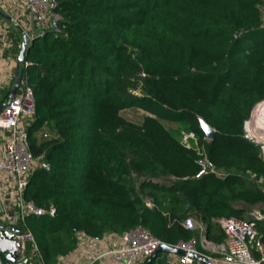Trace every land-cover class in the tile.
Segmentation results:
<instances>
[{"label": "trees", "instance_id": "16d2710c", "mask_svg": "<svg viewBox=\"0 0 264 264\" xmlns=\"http://www.w3.org/2000/svg\"><path fill=\"white\" fill-rule=\"evenodd\" d=\"M58 2L62 31L25 55L36 97L30 147L51 166L25 198L57 209L26 220L45 264L71 254L81 232L99 239L143 227L176 245L199 237L181 225L188 217L208 230L213 219H249L264 204V161L243 129L264 100V0ZM131 107L149 114L141 124L121 115ZM200 119L215 130L210 142ZM162 121L194 132L198 145L187 149L183 130ZM203 157L226 175L198 178ZM258 229L264 243V220ZM26 256L31 263L32 244Z\"/></svg>", "mask_w": 264, "mask_h": 264}, {"label": "built area", "instance_id": "2783aa9c", "mask_svg": "<svg viewBox=\"0 0 264 264\" xmlns=\"http://www.w3.org/2000/svg\"><path fill=\"white\" fill-rule=\"evenodd\" d=\"M58 0H0V238L17 242L16 261L1 253L0 264H18L26 258L27 246L33 245V254L39 264H45L33 233L27 227L28 217H55L54 205L39 207L25 198V192L38 171L51 170L44 155H35L30 147V128L36 113V97L30 82L29 68L32 62L24 60L21 67L22 78L15 95L20 52L27 41L25 55L32 44L48 35H57L62 31L61 14ZM244 136L259 147L264 161V100L258 102L244 122ZM43 138L52 137L45 130ZM206 140L210 142V139ZM181 143L187 149L198 145L194 132H182ZM198 150V149H197ZM202 167L198 178L208 173L224 177L226 173L218 170L206 158L198 162ZM156 183H170L173 178H140ZM146 208H153L150 198L144 199ZM264 220V213H253L247 220L224 217L213 219L224 234L223 242H214L207 237L208 227L201 219L188 217L181 225L188 230H197L199 238L179 242L177 247L185 255L168 254L167 264H194L196 260L190 254L205 257L211 264H264V243L258 229V222ZM23 227V228H22ZM18 232H21L19 234ZM167 245L143 227L124 233H107L102 238H93L85 233L77 234V246L69 255L78 252L89 255L83 264H145L159 249ZM97 251L94 252V248ZM68 258V257H67ZM63 258L58 264H76ZM33 257L31 263L35 264Z\"/></svg>", "mask_w": 264, "mask_h": 264}, {"label": "water", "instance_id": "95a60500", "mask_svg": "<svg viewBox=\"0 0 264 264\" xmlns=\"http://www.w3.org/2000/svg\"><path fill=\"white\" fill-rule=\"evenodd\" d=\"M0 15L5 16L1 11H0ZM5 17L8 18L7 16ZM27 45H28L27 41H24L23 49L20 52L19 61H18L17 79H16L15 87L12 90L13 95L16 94L17 89L20 85L21 78H22L21 67L25 60V51H26ZM2 108L3 107L0 108V111ZM200 125H201V129L203 130L206 138L213 140L215 137V130L203 119H200ZM18 233L21 234V232H18ZM19 247L20 245L17 242L0 238V259H1V253H7L10 250V254L7 256V258L11 261H16V257H17L16 253ZM168 254L185 255L186 252L177 247H172L169 245H161L159 249L147 260L145 264H154V262L160 255H161L162 264H167ZM190 257H192L196 261L201 262L202 264H211L205 257H202L200 255L190 254ZM28 263H29V258L26 257L18 264H28Z\"/></svg>", "mask_w": 264, "mask_h": 264}, {"label": "rangeland", "instance_id": "374dc122", "mask_svg": "<svg viewBox=\"0 0 264 264\" xmlns=\"http://www.w3.org/2000/svg\"><path fill=\"white\" fill-rule=\"evenodd\" d=\"M38 42V40L36 41ZM121 115L126 118L127 120L133 122V123H136V124H141L143 122V119L146 115H149L147 112L143 111L142 109L140 108H137V107H131V108H127V109H124L122 112H121ZM164 126L167 128V129H171V130H175V131H178V130H183L181 128V126L175 124V123H172V122H167V121H162ZM184 131V130H183ZM134 180V184H131L129 183L130 186L134 185V189L137 193H139L138 189H139V182L137 181L136 178L133 179ZM133 187V186H132ZM135 192V195L133 197H136L137 196V193ZM144 197V196H143ZM147 197V196H146ZM145 197V198H146ZM144 198V199H145ZM264 213V204L263 203H260L258 204L257 206H254L252 207L249 212H248V216L251 217V214L253 213ZM33 259L35 260L36 257L33 256ZM35 262H38L37 260H35Z\"/></svg>", "mask_w": 264, "mask_h": 264}, {"label": "crops", "instance_id": "0c3cea01", "mask_svg": "<svg viewBox=\"0 0 264 264\" xmlns=\"http://www.w3.org/2000/svg\"><path fill=\"white\" fill-rule=\"evenodd\" d=\"M213 225L211 226V229H209L210 230V233L209 234H211V236H213L212 238H210L209 236H208V231H207V237L210 239V240H212V241H214V242H217L216 240H215V238L214 237H218L221 233H223L222 231H221V229H220V227L218 226V225H216V224H214V223H212ZM208 227V226H207ZM199 238V237H198ZM224 241V240H223ZM222 241V242H223ZM97 251V248L95 247L94 248V252L93 253H95ZM70 255V254H69ZM69 255L68 256H66V258H67V260H69L70 262H74V263H76V264H83V263H85L86 261H88V259L90 258L89 257V255H84V253H82V252H78V253H76V254H74L73 256H70L69 257ZM156 261H158L159 263L161 262L162 263V261H161V255L156 259ZM103 264H110L109 262H103ZM194 264H202L201 262H199V261H196V262H194Z\"/></svg>", "mask_w": 264, "mask_h": 264}]
</instances>
